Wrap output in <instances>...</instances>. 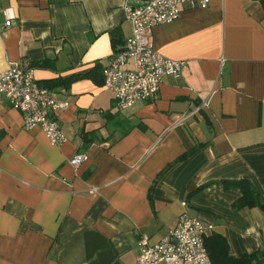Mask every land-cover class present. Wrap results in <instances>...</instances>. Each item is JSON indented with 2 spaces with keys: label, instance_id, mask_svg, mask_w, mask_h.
Returning a JSON list of instances; mask_svg holds the SVG:
<instances>
[{
  "label": "crops",
  "instance_id": "crops-1",
  "mask_svg": "<svg viewBox=\"0 0 264 264\" xmlns=\"http://www.w3.org/2000/svg\"><path fill=\"white\" fill-rule=\"evenodd\" d=\"M143 1L0 0L13 22L0 74L27 61L69 103L52 114L61 146L0 105V264H135L140 236L159 242L183 212L229 258L264 248V210L236 208L228 186L249 181L264 204V0H208L154 27V50L186 67L119 112L102 69L131 35L125 6Z\"/></svg>",
  "mask_w": 264,
  "mask_h": 264
},
{
  "label": "built area",
  "instance_id": "built-area-1",
  "mask_svg": "<svg viewBox=\"0 0 264 264\" xmlns=\"http://www.w3.org/2000/svg\"><path fill=\"white\" fill-rule=\"evenodd\" d=\"M207 6L208 0H146L125 6L131 35L102 69L104 88L113 94L119 112L154 99L164 78H177L186 67L185 61L166 58L154 50V27L178 19L183 7ZM12 23L5 20L0 31L10 28ZM65 93L63 88L53 89L38 82L27 61L10 63L0 74V105L7 101L22 114L25 129L40 128L56 146L64 144L66 137L52 114L68 107V101L62 97ZM85 159L84 154H76L69 164L78 168ZM206 229L199 219L183 212L175 227L159 242L150 244L146 234L140 236L135 264H212L204 244Z\"/></svg>",
  "mask_w": 264,
  "mask_h": 264
},
{
  "label": "trees",
  "instance_id": "trees-1",
  "mask_svg": "<svg viewBox=\"0 0 264 264\" xmlns=\"http://www.w3.org/2000/svg\"><path fill=\"white\" fill-rule=\"evenodd\" d=\"M75 80V78H71L69 82ZM65 85V82H58L56 84L46 85L49 88ZM228 186L238 188L242 196L235 204L236 208L243 207H260L264 210V204L261 202L258 193L254 189L253 185L246 180L232 181L229 182ZM204 244L211 259L212 264H252L255 261H259L264 259V248L257 251L254 254L232 259L228 257V245L226 240L219 236L213 235L211 237L204 238Z\"/></svg>",
  "mask_w": 264,
  "mask_h": 264
},
{
  "label": "water",
  "instance_id": "water-1",
  "mask_svg": "<svg viewBox=\"0 0 264 264\" xmlns=\"http://www.w3.org/2000/svg\"><path fill=\"white\" fill-rule=\"evenodd\" d=\"M133 5H139V4H133Z\"/></svg>",
  "mask_w": 264,
  "mask_h": 264
}]
</instances>
